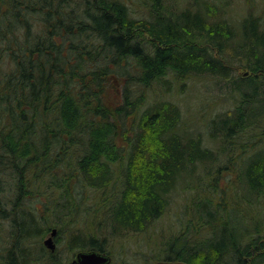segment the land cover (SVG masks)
I'll use <instances>...</instances> for the list:
<instances>
[{
  "label": "trees",
  "instance_id": "obj_1",
  "mask_svg": "<svg viewBox=\"0 0 264 264\" xmlns=\"http://www.w3.org/2000/svg\"><path fill=\"white\" fill-rule=\"evenodd\" d=\"M139 1L0 0V264H58L33 247L52 217L73 227L69 257L112 252L110 235L147 229L178 187L198 214L145 264H264V0L238 17L231 0ZM198 76L225 79L231 100L201 104L204 128L175 97ZM220 153L224 186L202 175Z\"/></svg>",
  "mask_w": 264,
  "mask_h": 264
},
{
  "label": "rangeland",
  "instance_id": "obj_2",
  "mask_svg": "<svg viewBox=\"0 0 264 264\" xmlns=\"http://www.w3.org/2000/svg\"><path fill=\"white\" fill-rule=\"evenodd\" d=\"M231 2V11L234 13V16H240V14L242 13V4L245 3V0H231ZM129 3L132 5V8L137 11L136 14L141 13L140 7L142 4L139 0H129ZM234 65L235 67L233 66L232 73L241 76L247 73V68L243 65H240L239 62L234 63ZM185 86L187 88L185 93H182L178 96L175 95V97L177 98L178 102L184 107L185 113L187 115V120L192 126H195L196 124L201 125V127L204 128V124L202 122V119H204V114L199 115L198 112L201 109V104L203 102L207 101L209 103H212L214 108L211 110H215L227 107L231 101L228 97V86L225 79L222 80L218 77L212 78L209 76L192 77L188 79L187 85ZM211 110L204 111V113H208ZM227 163H230L228 160V155L220 153L219 161L216 162V164L206 166V170L202 171V175L206 174L205 178H207V180L218 178V182L221 186L227 185L228 181L234 178V173L231 172V170L226 171L223 168ZM202 169L203 167L201 166L197 172L201 173ZM190 179L191 182H195L197 177L193 175ZM213 183H215V180H213ZM177 189L178 190L171 193L170 204L168 205L166 211L159 218L154 220L147 229L138 232L126 231L125 233L118 234L116 236L110 235L109 242L106 244V250L112 251L115 258L114 264H128L126 262L128 260H132L137 264H145L146 262H148V257H152L154 254L160 255V253H164L165 248H168L170 246V243H174L175 239L178 235H180L184 228V222L186 218L193 217L192 214H198V210L192 209L191 206H188L187 208L185 206L186 203L188 204L191 201V198L193 199V203H195V191H193L195 189L189 188L185 191H183L181 187H178ZM26 200L29 206L33 208L45 207L46 209L44 203L48 202L47 199L40 198L38 195H30L26 198ZM52 218L53 220L57 221V223H59L60 227L51 226L50 230H47L42 237H36L33 241V247H36L35 249H37L41 246V243L44 246L43 240L51 235L53 228H60L62 230L59 231L58 236L57 234L55 235L58 239L57 249L62 254V261L64 262L66 260V262L70 264L72 259L76 257L77 253L79 252H75V255L72 254L71 257L68 256L69 252L67 248L71 235H69V232L66 233V231L72 230L73 227L66 225L63 229V225L68 224L65 223V221L63 222V217L59 219L60 221H58L55 217ZM236 222L237 218L235 219L234 223ZM248 222L245 223L247 226H254L251 222V224ZM232 225L234 226L236 224ZM81 228L82 232L88 231V226L86 225ZM92 232L95 234L96 229H93ZM108 232L109 231H106L105 234H108ZM99 236H101V239H103L104 234L100 233ZM5 238L7 237L4 236L0 238L5 242L4 244L8 243L9 241V239L6 240ZM38 239H40L41 243H37L39 242ZM154 260L155 259H151L150 261L155 262Z\"/></svg>",
  "mask_w": 264,
  "mask_h": 264
},
{
  "label": "water",
  "instance_id": "obj_3",
  "mask_svg": "<svg viewBox=\"0 0 264 264\" xmlns=\"http://www.w3.org/2000/svg\"><path fill=\"white\" fill-rule=\"evenodd\" d=\"M57 234V229L53 228L51 235L45 239L44 244L51 250L56 249L54 236ZM75 261L78 264H108L111 261L110 255L97 250H83L76 255ZM154 264H190L182 260H158Z\"/></svg>",
  "mask_w": 264,
  "mask_h": 264
},
{
  "label": "flooded vegetation",
  "instance_id": "obj_4",
  "mask_svg": "<svg viewBox=\"0 0 264 264\" xmlns=\"http://www.w3.org/2000/svg\"><path fill=\"white\" fill-rule=\"evenodd\" d=\"M57 236H58V233H57ZM57 236H55V238H54V241H55V243H56V248L58 247V240H57ZM44 241H45V239L43 240V243H44ZM45 246V245H44ZM46 247V246H45ZM184 247V246H183ZM183 247H181V248H179V250H177L176 249V247H174L173 248V251L176 253V254H180V252L183 250V249H185V248H183ZM47 248V247H46ZM90 250H93V249H90ZM190 250V249H189ZM54 251V250H53ZM97 251H99V250H97ZM102 252V251H101ZM103 253H106V254H108V255H110V257H111V261H110V263H108V264H114V256H113V253L112 252H108V251H104ZM75 258L76 257H74L73 259H72V261H71V263L70 264H78V262H76L75 261ZM59 259H60V261L62 262V256H59V257H57L56 258V260H57V263L58 264H62L60 261H59ZM178 260H181V259H178ZM182 261H185V260H182Z\"/></svg>",
  "mask_w": 264,
  "mask_h": 264
},
{
  "label": "bare ground",
  "instance_id": "obj_5",
  "mask_svg": "<svg viewBox=\"0 0 264 264\" xmlns=\"http://www.w3.org/2000/svg\"><path fill=\"white\" fill-rule=\"evenodd\" d=\"M191 264V263H190Z\"/></svg>",
  "mask_w": 264,
  "mask_h": 264
}]
</instances>
